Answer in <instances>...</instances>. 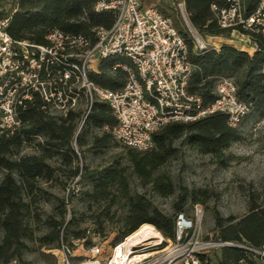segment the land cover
<instances>
[{
  "label": "trees",
  "instance_id": "obj_1",
  "mask_svg": "<svg viewBox=\"0 0 264 264\" xmlns=\"http://www.w3.org/2000/svg\"><path fill=\"white\" fill-rule=\"evenodd\" d=\"M95 1L12 0L10 9L4 14L10 18L7 31L14 39H27L37 44H44L45 36L55 29L94 40V29L109 28L114 18L112 12H95ZM256 2L243 0L245 11H252ZM212 4L223 6L224 0H184L187 19L202 35L225 36L230 30L218 27L211 10ZM180 33L185 37V33ZM241 33L247 35L255 45L251 54L227 43L218 49H195L192 41L187 42L192 66L188 91L198 95L204 103H210L214 98L215 82L230 78L235 83L237 97L249 106L247 115L264 116V35L254 29L241 30ZM117 62L128 63L120 56L102 59L98 72L90 73V79L100 87L112 90L122 88L126 73L120 68L112 70ZM79 117L78 108L65 115H51L43 108L40 99L35 97L19 113V125L11 131L0 133V264H11L13 261L27 264L22 254L29 249L28 243L34 241L40 245L55 243L56 249L64 244L60 234L64 225L63 201L55 208L60 221L52 216L42 219L35 207L36 194L42 192L41 184L52 180L57 173L65 172V169L54 167L49 161L58 158L61 165L71 166L77 162L79 148L88 142L93 147H105L113 137L111 129L116 124L108 105L101 102L91 105L77 130ZM237 127H229L226 116L219 113L194 122L169 123L153 135V147L136 152L139 157L131 155L130 162L139 177L147 179L151 171L171 156L172 142L181 136L185 137L188 146L200 153L219 156L238 139ZM93 129L100 130L101 134L94 135L91 133ZM89 133L88 141L86 137ZM25 146L33 147L37 153L21 154ZM128 151L130 154L134 152L131 149ZM69 170L72 176L79 174L81 179L89 182L86 191L88 201H105L111 207L125 199L122 204L127 212L117 220L122 237L126 238L140 226L149 223L163 236L173 239L174 220L152 208L141 195H130L121 170L108 168L99 175L83 172L77 165ZM153 188L164 194L167 186L154 182ZM241 190L244 189L241 187ZM244 191L247 199L244 215H214L213 238L228 243L219 249V264H264V256L252 251H264V185L260 189L250 185ZM191 202H198V199L192 196ZM175 210L182 212V206L175 207ZM107 218L112 220L113 215ZM39 225L48 230L37 237L35 232Z\"/></svg>",
  "mask_w": 264,
  "mask_h": 264
},
{
  "label": "built area",
  "instance_id": "obj_2",
  "mask_svg": "<svg viewBox=\"0 0 264 264\" xmlns=\"http://www.w3.org/2000/svg\"><path fill=\"white\" fill-rule=\"evenodd\" d=\"M188 24L184 0H171ZM95 12H112L113 23L94 29V40L84 35L52 30L44 44L14 39L7 31L10 18L0 16V133L19 125V113L35 97L43 108L62 115L74 111L82 101L86 114L94 102L108 105L116 124L113 138L125 147L147 151L153 147V135L169 123H189L208 115L226 116L227 125L237 127L249 112V106L236 95L232 79L215 82L210 103L190 94L188 82L192 71L184 36L156 6H144L142 0H96ZM219 28L252 30L264 35V0H257L246 12L243 0H224L223 6L211 5ZM253 51L255 45L242 33ZM194 48L206 45L193 35ZM120 56L128 63L117 62L112 70L126 73L122 88L112 90L96 85L89 77L98 72L102 59ZM86 116V115H85ZM202 208L193 214L177 213L174 218L173 245L165 255H149L128 264H219L209 261L208 252L228 243L205 240L201 236ZM116 248V247H115ZM114 248V249H115ZM58 251L63 264H73V252L61 244ZM181 261L174 262V252ZM264 256V251L253 250ZM90 256L76 264H102L100 245L88 249ZM106 264H115L112 257Z\"/></svg>",
  "mask_w": 264,
  "mask_h": 264
},
{
  "label": "rangeland",
  "instance_id": "obj_3",
  "mask_svg": "<svg viewBox=\"0 0 264 264\" xmlns=\"http://www.w3.org/2000/svg\"><path fill=\"white\" fill-rule=\"evenodd\" d=\"M144 6L154 5L164 15L169 17L175 28L185 33L186 41H192L193 35L198 36L207 48L218 49L223 43L244 46L245 37L239 31H229L225 36L202 35L189 26L181 17L176 6L171 0H142ZM12 0L0 2V15H4L11 7ZM188 20V19H187ZM48 110V109H47ZM80 117L77 130L86 117V109L81 101L78 106ZM51 115H62L56 110L49 109ZM239 137L230 146L223 150L219 156L202 154L186 144L184 136L172 143L171 156L156 170L151 171L147 179H141L130 162V156L136 155L140 150L127 148L118 143L113 137L105 147H93L89 142L79 148L77 162L69 165H61L60 160H50L54 167H60L65 172H59L48 182L42 183V192L36 194L37 211L42 219L52 216L60 221L61 217L56 213L57 205L64 203V225L61 228V236L64 245L73 252L72 263L90 256L88 249L94 245H100L102 249L99 259L102 264L114 254L113 249L125 237H122V229L117 221L127 212V208L121 203L108 207V202L88 201L86 191L89 182L81 179L79 174L72 176L69 169L77 165L83 172L99 175L108 168L122 171L123 178L128 185L130 195H141L146 202L157 209L162 215L174 220L178 211L175 207L182 206V212L191 216L196 205L202 208V220L200 225L201 236L205 240H213L214 215L223 217L233 215L241 217L246 213V191L252 185L260 189L264 185V116L257 114L246 115L237 127ZM94 135H100L101 131L93 129ZM90 133L87 135L89 141ZM38 141V139L36 140ZM129 149L133 150L129 153ZM37 153L31 146H25L21 154ZM154 182L167 186L166 192L160 193L153 188ZM241 187L244 190H241ZM72 193H74L72 195ZM198 199L192 203L191 197ZM113 215L112 220L107 216ZM67 224V225H66ZM158 233L157 239H150L132 248L135 253L153 252V255L162 257L165 251L174 247L173 240ZM48 230L43 225L38 226L35 232L37 237ZM77 234V236H76ZM29 249L24 251L22 259L27 264H63L61 253L56 249L55 243L40 245L34 241L28 243ZM220 248L208 252L209 259L216 263L215 252ZM174 262L181 261L179 252H174ZM217 261V260H216ZM11 264H17L13 261Z\"/></svg>",
  "mask_w": 264,
  "mask_h": 264
},
{
  "label": "bare ground",
  "instance_id": "obj_4",
  "mask_svg": "<svg viewBox=\"0 0 264 264\" xmlns=\"http://www.w3.org/2000/svg\"><path fill=\"white\" fill-rule=\"evenodd\" d=\"M158 233L152 226L144 224L140 226L135 232L127 236L118 247L113 249L114 254L111 256L115 264H128L152 255L153 252L135 253L132 248L142 242L150 239H157Z\"/></svg>",
  "mask_w": 264,
  "mask_h": 264
},
{
  "label": "crops",
  "instance_id": "obj_5",
  "mask_svg": "<svg viewBox=\"0 0 264 264\" xmlns=\"http://www.w3.org/2000/svg\"><path fill=\"white\" fill-rule=\"evenodd\" d=\"M213 37H215V36H213ZM233 46H235L236 48H239L241 50H244V51L248 52L249 54L252 53V50L248 47V44L246 42H245L244 46H240V47H237L236 45H233ZM208 257H209V255H208ZM220 259H221V253H220V250H218V251L215 252V258H214V260H215L216 263H219ZM209 261L211 263H213L210 259H209Z\"/></svg>",
  "mask_w": 264,
  "mask_h": 264
}]
</instances>
